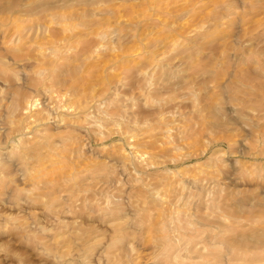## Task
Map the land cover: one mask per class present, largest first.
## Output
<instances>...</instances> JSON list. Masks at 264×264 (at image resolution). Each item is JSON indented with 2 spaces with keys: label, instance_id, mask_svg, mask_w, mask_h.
<instances>
[{
  "label": "rangeland",
  "instance_id": "1",
  "mask_svg": "<svg viewBox=\"0 0 264 264\" xmlns=\"http://www.w3.org/2000/svg\"><path fill=\"white\" fill-rule=\"evenodd\" d=\"M0 264H264V0H0Z\"/></svg>",
  "mask_w": 264,
  "mask_h": 264
}]
</instances>
